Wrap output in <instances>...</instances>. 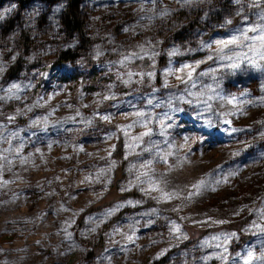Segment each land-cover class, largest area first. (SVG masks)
<instances>
[{
	"label": "rangeland",
	"instance_id": "obj_1",
	"mask_svg": "<svg viewBox=\"0 0 264 264\" xmlns=\"http://www.w3.org/2000/svg\"><path fill=\"white\" fill-rule=\"evenodd\" d=\"M168 1L88 0L91 60L59 58L56 47L72 44L38 19L32 3L12 17L29 46L11 55L15 47L0 45V264H234L237 253H264L262 241L253 251L255 234L264 232V188L244 236L229 224L240 218L246 194L239 189L264 164L243 156L248 144L240 130L257 117L253 148L264 145V91L248 83L231 106L212 82L211 90L189 87L208 59L264 68V42L241 37L223 52L214 43L264 24L257 13L264 3L253 15L229 10L211 21L205 11L189 37L161 43L156 23ZM242 1L246 12L258 3ZM8 65L15 70L4 72ZM179 101L203 108L199 119ZM210 103L223 113L216 123L205 113ZM149 170L163 178L152 181Z\"/></svg>",
	"mask_w": 264,
	"mask_h": 264
},
{
	"label": "trees",
	"instance_id": "obj_2",
	"mask_svg": "<svg viewBox=\"0 0 264 264\" xmlns=\"http://www.w3.org/2000/svg\"><path fill=\"white\" fill-rule=\"evenodd\" d=\"M30 3H32L33 8H35L38 19H41V21L44 22L52 31H58L59 34L57 35L59 36V39L68 41L69 44H72L66 48H61L59 46L56 47L59 58H66L73 61L74 58H79V56H81L82 59L91 60L87 54V47L91 41L87 36L90 32L87 29L88 26L86 21L87 16L89 15V12L86 8L88 0H0V9L5 7L6 10L4 14L7 15L3 16V13H0V16H2V19H0V45L2 43L7 44L9 48L10 46L15 47V49L12 50L11 55L17 53V49L24 47L25 50L29 46L28 40H26L25 35L21 32L22 28L15 24L17 21H14L15 23H13L12 17L16 18L20 11L24 9L22 6ZM262 3L264 2L259 0L258 3L255 2L254 4H249L250 6H247L246 12L243 10L245 5H247L245 1L237 2V0H196L193 2L189 0H169L166 16L159 18L156 23V33L161 35V43H166V41L170 39L189 37L193 27L197 24H200L201 20L198 18V15L204 13L205 11L207 12L206 14L208 16V18H206L207 21L216 20L219 14L228 13L229 10L233 12L229 14H235L234 17H236L237 14L247 16L256 13L258 5ZM262 5L264 6V4ZM120 11L121 14L124 13L122 15L123 19H131L132 16L129 15V12L123 9H119L116 14H119ZM257 13L263 15L264 7H261ZM109 14L114 16L113 13ZM97 18L100 19L99 16H97ZM114 18L105 21L103 20V22L115 23ZM245 20L251 23L254 21L249 19ZM14 31L15 35H13ZM9 37H11L10 40ZM4 49H6L4 45L0 46V50L3 52V54L5 53ZM209 62L210 59L204 61L203 68L197 69L194 73L193 81L191 85H189V87L194 91L211 90L209 82H212L217 87V93L219 97L221 99H226V101H228L231 106L238 98L242 97L241 95L243 93L245 94L247 92L246 87L248 83L253 82L255 90L259 89L264 91V68L253 67L248 65L243 60L239 61L238 68L221 66L218 62L213 64H210ZM208 65L210 66L207 67ZM13 70H15L14 65H8V68L5 69L4 72L11 73ZM261 85L263 86L259 87ZM233 87H239L241 89L240 93L233 95L231 91L236 92L237 90ZM250 95L256 102L259 101L257 96L255 97L252 92H250ZM179 105L182 106L183 111L190 113L197 119H199V114L203 110V108L196 107V105L193 103L187 104L184 101H179ZM204 109L205 113L207 114V118L213 123L217 122V116H219V114H223L220 112V109H218L217 106L215 104L213 105L212 103L208 104ZM256 120L257 117L250 124L240 125V130H243V140L246 141H244V143L248 144V148L244 149L243 156L247 154L251 161L256 159L262 162L264 160V145L260 148H253L254 143L259 139V137H257L259 133L257 132L262 127L261 120L258 122ZM94 132L95 134L91 135L92 140L94 142H98L101 139V135L96 133V131ZM159 135L160 134L157 133V136ZM175 149H177V147H173L172 152ZM114 154L116 157V162L118 166H120L123 162V158L120 154L119 142H116L115 144ZM157 156L158 155L154 154V157L156 158V164L160 170V165L163 161ZM149 174L153 178L152 181H158V177L161 176L163 178V173L158 171L149 170ZM230 181V190L233 191V189H237V180L232 178ZM263 188L264 164L259 166L256 170V174L251 176L239 189V191L246 194V197L242 202V210L237 215V218H240L238 220H234L235 218L230 219L231 222L229 224L233 225L235 232L240 238L244 236L243 225L246 221V218L248 217L250 220L249 214L254 210L255 201L257 200ZM240 204L241 202L238 200L236 205L240 206ZM82 213L83 212L81 211L76 213L70 225L75 227L80 222ZM261 241L264 244V232L255 234L253 239V251L256 250V244L260 243ZM239 245L237 246L238 249L240 248ZM94 249L95 247L92 245L85 250L84 255L91 254ZM240 256L241 255L239 253L236 254V258L233 261L234 264H245L247 258ZM252 257L253 259L248 261V264H264V253L258 252L257 254H253Z\"/></svg>",
	"mask_w": 264,
	"mask_h": 264
},
{
	"label": "snow or ice",
	"instance_id": "obj_3",
	"mask_svg": "<svg viewBox=\"0 0 264 264\" xmlns=\"http://www.w3.org/2000/svg\"><path fill=\"white\" fill-rule=\"evenodd\" d=\"M237 2H239V0H237ZM257 2H259V0H257ZM0 19H2V16H0ZM261 20L264 21V16L261 17ZM260 31V35L255 36V37H249L247 35L248 32H257ZM239 32V35H233L231 36L229 39H220V40H216L214 43L217 45L218 51L223 52L224 49L229 48V46L231 45H239L241 43H243V40H247V39H254V40H259L261 42H264V24H258L255 27L252 28H245L242 31L241 30H237ZM241 37H243V40L241 39ZM208 47H211V45H208ZM211 58V57H210ZM221 59H231V57H224L222 56ZM232 68H238L239 65L238 64H231L229 65ZM188 65H185L184 68H188ZM3 71V68L0 67V72ZM181 71H183V69H181ZM189 78H191V72L188 73ZM179 78V77H178ZM13 87H16L15 85H13ZM151 103V102H150ZM137 115H142L141 113H137ZM175 231H179V228H175ZM253 259L251 253L248 254L247 257V261H245V264H248V261H251Z\"/></svg>",
	"mask_w": 264,
	"mask_h": 264
}]
</instances>
